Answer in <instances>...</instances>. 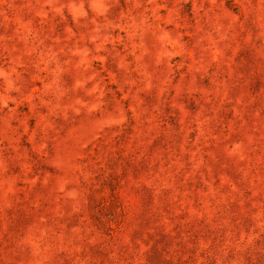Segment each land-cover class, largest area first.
Segmentation results:
<instances>
[{
    "label": "rangeland",
    "instance_id": "1",
    "mask_svg": "<svg viewBox=\"0 0 264 264\" xmlns=\"http://www.w3.org/2000/svg\"><path fill=\"white\" fill-rule=\"evenodd\" d=\"M0 264H264V0H0Z\"/></svg>",
    "mask_w": 264,
    "mask_h": 264
}]
</instances>
